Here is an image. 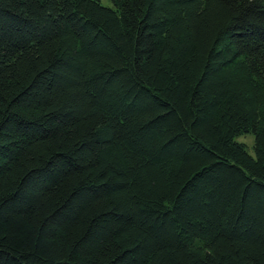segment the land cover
Returning a JSON list of instances; mask_svg holds the SVG:
<instances>
[{
	"label": "trees",
	"instance_id": "1",
	"mask_svg": "<svg viewBox=\"0 0 264 264\" xmlns=\"http://www.w3.org/2000/svg\"><path fill=\"white\" fill-rule=\"evenodd\" d=\"M108 1L0 0V264H264V0Z\"/></svg>",
	"mask_w": 264,
	"mask_h": 264
},
{
	"label": "rangeland",
	"instance_id": "2",
	"mask_svg": "<svg viewBox=\"0 0 264 264\" xmlns=\"http://www.w3.org/2000/svg\"><path fill=\"white\" fill-rule=\"evenodd\" d=\"M102 2L104 3V5H107V6L111 5V3L108 0H102ZM238 141L246 144L251 154H254V151H253L254 137L252 135L241 137L238 139Z\"/></svg>",
	"mask_w": 264,
	"mask_h": 264
}]
</instances>
